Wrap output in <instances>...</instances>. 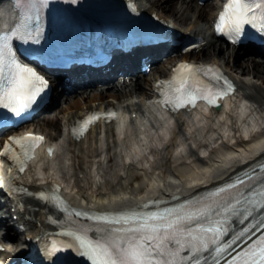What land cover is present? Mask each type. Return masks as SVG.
<instances>
[{"label":"bare ground","instance_id":"6f19581e","mask_svg":"<svg viewBox=\"0 0 264 264\" xmlns=\"http://www.w3.org/2000/svg\"><path fill=\"white\" fill-rule=\"evenodd\" d=\"M136 1L147 13L175 25L185 23L195 34L209 37L205 23L217 8L215 2L201 6L195 0ZM9 18L3 7L0 26ZM252 52L247 56L248 50L216 39L208 50L190 56L217 63L236 82L238 96L220 111L199 108L169 117L150 102L154 81L169 73L172 58L133 85L123 79L60 98L47 123L38 121L30 127L54 142L55 157L40 155L17 182L32 191L57 183L71 203L101 210L137 205L158 196H190L220 183L264 156V51ZM95 104L99 108L117 105L127 116L134 110L138 115L128 121L123 117L120 126L98 124L81 139L69 137L75 121L95 109ZM24 201L26 212L19 214V220L26 228L22 238L28 239L48 229L50 218L45 205L32 198ZM7 250L3 258L12 261L13 250Z\"/></svg>","mask_w":264,"mask_h":264},{"label":"snow or ice","instance_id":"6c2138e0","mask_svg":"<svg viewBox=\"0 0 264 264\" xmlns=\"http://www.w3.org/2000/svg\"><path fill=\"white\" fill-rule=\"evenodd\" d=\"M256 9L260 10V19L264 21V0L254 3L248 0H227L219 14L217 33L228 36L233 43L240 42L243 25L255 19V16L250 19L248 13ZM261 29L264 30V23ZM7 40V35L0 36V76H3L5 68L11 73L8 87L0 89V106L19 116L36 103L37 98L47 89L48 82L33 68L15 59L5 60ZM173 71V78L159 85L161 89H167L161 92L163 98L160 102L173 110L194 108L198 101H205L209 106H219L218 101L232 91L230 82L215 66L180 64ZM200 74L207 76L210 82H202L198 78ZM217 84L222 86L218 88ZM109 116H114V113ZM97 119V115L88 117L82 122L79 132L74 134L83 135ZM43 141V136L32 133L9 137L0 156L13 161L18 171L23 173L28 162L34 159L35 149ZM52 151L48 149V154L52 155ZM12 171L10 166L0 162V189L7 186L6 175ZM253 179L255 177L241 178L226 187H218L213 196L227 193ZM56 190H59L58 186ZM40 196L48 199L43 193ZM253 212L258 217H264V180L253 185L246 193L236 192L222 200L198 202L191 209H169L167 212L145 216H121L117 224L121 221L124 224L135 222V226L115 229L124 235L110 241L76 235L75 245L53 244L47 250V257L58 261L59 253L75 248L76 253L88 259L91 264H184L185 261L191 264H221V260L223 264H264V219H259L249 227ZM75 214L82 215L79 211ZM96 219L107 218L100 216ZM232 219L242 225L239 230L232 231L229 227ZM246 235L248 242L240 247Z\"/></svg>","mask_w":264,"mask_h":264}]
</instances>
